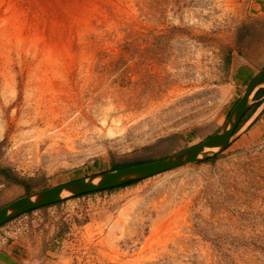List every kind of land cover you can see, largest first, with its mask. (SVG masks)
Wrapping results in <instances>:
<instances>
[{"label":"rangeland","instance_id":"374dc122","mask_svg":"<svg viewBox=\"0 0 264 264\" xmlns=\"http://www.w3.org/2000/svg\"><path fill=\"white\" fill-rule=\"evenodd\" d=\"M263 70L264 0H0V209L201 144ZM258 106L206 160L8 220L0 251L23 244L32 264H264Z\"/></svg>","mask_w":264,"mask_h":264},{"label":"water","instance_id":"95a60500","mask_svg":"<svg viewBox=\"0 0 264 264\" xmlns=\"http://www.w3.org/2000/svg\"><path fill=\"white\" fill-rule=\"evenodd\" d=\"M262 88H264V70L250 80L243 96L229 116L225 127L201 144L165 160L120 168L105 174L74 180L21 197L0 209V226L18 215L55 204L64 199L113 189L132 181L149 178L184 165L208 159L228 146L239 122L251 105V98ZM209 148L217 149L202 154L205 149ZM94 180H98V182H91ZM66 190L70 191V193L64 196L63 192Z\"/></svg>","mask_w":264,"mask_h":264},{"label":"crops","instance_id":"0c3cea01","mask_svg":"<svg viewBox=\"0 0 264 264\" xmlns=\"http://www.w3.org/2000/svg\"><path fill=\"white\" fill-rule=\"evenodd\" d=\"M259 92V91H258ZM256 93V97L251 101V104L258 103V110H264V94ZM258 94V95H257ZM25 247L21 245H10L0 251V264H32L29 260V252L24 250Z\"/></svg>","mask_w":264,"mask_h":264},{"label":"bare ground","instance_id":"6f19581e","mask_svg":"<svg viewBox=\"0 0 264 264\" xmlns=\"http://www.w3.org/2000/svg\"><path fill=\"white\" fill-rule=\"evenodd\" d=\"M215 149H217V148H209V149H205L204 152H203L202 154H206V153L209 152V151H214ZM91 182L97 183L98 180H94V181H91ZM69 193H70V191L66 190V191L63 192V195H64V196H67V195H69Z\"/></svg>","mask_w":264,"mask_h":264},{"label":"trees","instance_id":"16d2710c","mask_svg":"<svg viewBox=\"0 0 264 264\" xmlns=\"http://www.w3.org/2000/svg\"><path fill=\"white\" fill-rule=\"evenodd\" d=\"M138 164H144V163H137V164H132V165H138ZM132 165H127V166H121L120 168H125V167H128V166H132ZM119 168V169H120ZM136 181H132V182H129V183H127V184H125V185H122V186H127V185H130V184H133V183H135ZM114 189V188H113ZM113 189H108L107 191H111V190H113ZM99 192H103V191H99ZM96 193H98V192H96ZM88 194H91V193H88Z\"/></svg>","mask_w":264,"mask_h":264},{"label":"built area","instance_id":"2783aa9c","mask_svg":"<svg viewBox=\"0 0 264 264\" xmlns=\"http://www.w3.org/2000/svg\"><path fill=\"white\" fill-rule=\"evenodd\" d=\"M3 242V240H0V243H2Z\"/></svg>","mask_w":264,"mask_h":264}]
</instances>
